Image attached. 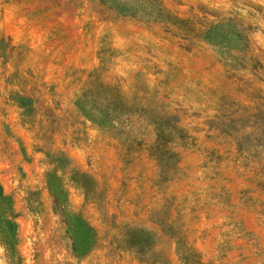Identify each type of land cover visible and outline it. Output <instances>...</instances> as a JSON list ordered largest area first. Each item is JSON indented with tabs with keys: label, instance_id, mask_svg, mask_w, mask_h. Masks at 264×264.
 I'll return each instance as SVG.
<instances>
[{
	"label": "rangeland",
	"instance_id": "rangeland-1",
	"mask_svg": "<svg viewBox=\"0 0 264 264\" xmlns=\"http://www.w3.org/2000/svg\"><path fill=\"white\" fill-rule=\"evenodd\" d=\"M197 259L264 264V0H0V264Z\"/></svg>",
	"mask_w": 264,
	"mask_h": 264
},
{
	"label": "trees",
	"instance_id": "trees-1",
	"mask_svg": "<svg viewBox=\"0 0 264 264\" xmlns=\"http://www.w3.org/2000/svg\"><path fill=\"white\" fill-rule=\"evenodd\" d=\"M163 13H165L164 11H162V10H160L159 12H157V14L156 15H160V14H163ZM176 21H178V20H176ZM179 24H184L183 23V21H179L178 22ZM189 33L192 35L193 34V32H188V35H189ZM114 100H110V101H112L113 102V104H115L116 102H117V100H116V98H113ZM193 254V253H192ZM193 256H195V258H196V254H193ZM187 259V258H186ZM195 264H201L199 261H198V259L195 261Z\"/></svg>",
	"mask_w": 264,
	"mask_h": 264
}]
</instances>
